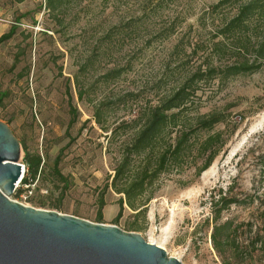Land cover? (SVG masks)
I'll return each mask as SVG.
<instances>
[{
	"label": "rangeland",
	"instance_id": "374dc122",
	"mask_svg": "<svg viewBox=\"0 0 264 264\" xmlns=\"http://www.w3.org/2000/svg\"><path fill=\"white\" fill-rule=\"evenodd\" d=\"M217 1L62 0L53 7L49 0H0V34L14 27L0 42V119L29 151L41 154L44 170L31 182V192L23 187L9 197L97 221L102 196L99 222L137 231L183 264H223L205 220L210 193L232 183V192L264 184V67L226 83L217 78L201 83L199 111L223 109L231 122L214 128L225 136L236 124L201 174H195L201 157L162 173L142 196L144 212L124 203L117 221L116 201L123 194L106 186L122 141L133 135L121 120L156 102L197 64L223 61L212 48L219 38L214 33L236 8L214 9ZM113 67L119 70L115 76ZM103 100L107 130L92 114ZM69 101L77 109L70 125ZM59 152L66 188L51 172ZM257 211V201L232 204L222 216L256 222Z\"/></svg>",
	"mask_w": 264,
	"mask_h": 264
},
{
	"label": "trees",
	"instance_id": "16d2710c",
	"mask_svg": "<svg viewBox=\"0 0 264 264\" xmlns=\"http://www.w3.org/2000/svg\"><path fill=\"white\" fill-rule=\"evenodd\" d=\"M49 1L55 7L54 4L62 0ZM221 5L236 8L214 33L219 38L213 42L212 48L217 59L223 61L214 63L206 60L204 66L197 64L169 91L160 94L156 102L140 106L136 116L119 123L125 130L133 128V135L122 141L111 180L106 183V186L109 184L123 194L116 201L118 210L114 221L121 216L124 203L137 210L136 213H143L144 208H140L144 203L142 196L162 173L180 170L190 159L194 161L195 157H201L202 163L195 170L196 175L201 174L236 128L234 124L226 136L223 129H215L217 124H229L231 121L227 120L223 109L199 111L201 95L198 90L202 91L203 82L207 84L217 78L226 83L231 77L264 67V0H218L213 8ZM13 33L14 27H11L0 34V42ZM118 72L115 67L110 70L114 76ZM104 104V100L95 104L92 114L95 121L107 130L109 127L104 123L100 108ZM69 106L71 117L68 125L74 121L77 111L70 101ZM20 145L25 166L22 182L31 183L44 176L43 159L39 152L29 151L22 140ZM59 160L60 152L53 158L51 172L54 182L62 183V187L66 188L69 181L59 168ZM259 185L252 192H232V183L210 193V215L205 220L211 225L210 241L223 264H263L260 259L264 257V184ZM22 189L17 188L15 194H20ZM255 201L258 202L256 222L222 216L232 204L248 206ZM104 205L101 196L97 221L102 219Z\"/></svg>",
	"mask_w": 264,
	"mask_h": 264
},
{
	"label": "water",
	"instance_id": "95a60500",
	"mask_svg": "<svg viewBox=\"0 0 264 264\" xmlns=\"http://www.w3.org/2000/svg\"><path fill=\"white\" fill-rule=\"evenodd\" d=\"M20 153L0 119V264H183L137 231L10 198L24 168Z\"/></svg>",
	"mask_w": 264,
	"mask_h": 264
},
{
	"label": "built area",
	"instance_id": "2783aa9c",
	"mask_svg": "<svg viewBox=\"0 0 264 264\" xmlns=\"http://www.w3.org/2000/svg\"><path fill=\"white\" fill-rule=\"evenodd\" d=\"M21 164L24 166V163L23 162H21ZM24 170H25V166H24V168H23V172H22V175H21V177L19 178V180L15 183V189H14V192H15V190L17 189V188H19V187H26V188H28L27 190L29 191V192H31L32 191V189L30 188V186H32L31 184L32 183H23L22 182V177H23V175H24Z\"/></svg>",
	"mask_w": 264,
	"mask_h": 264
}]
</instances>
